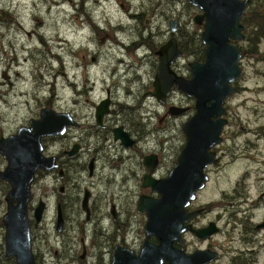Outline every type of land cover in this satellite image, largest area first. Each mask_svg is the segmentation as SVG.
I'll use <instances>...</instances> for the list:
<instances>
[{
	"label": "rangeland",
	"instance_id": "1",
	"mask_svg": "<svg viewBox=\"0 0 264 264\" xmlns=\"http://www.w3.org/2000/svg\"><path fill=\"white\" fill-rule=\"evenodd\" d=\"M181 1L171 0L170 10L161 6L156 14L152 12L154 17L149 11L140 22H134L131 14L144 13V8L150 10L152 3L158 1L0 0V134L4 138L15 134L19 127L27 126L30 119H38L40 108L37 104L52 102L55 110L70 113L82 125L81 129L71 128L66 139L42 142L45 156L58 155L62 145L71 138H92L90 133L96 129L93 103L104 95L105 88L114 84L118 87L113 92L111 109L125 110V114H112L108 121L141 136L139 145L130 150L109 138L106 143L114 145L118 152L116 155L106 152L98 159L97 172L92 178L86 171L78 173L74 170L68 172L64 178L66 182H63L64 179L60 181L56 173L37 174L29 204L32 225V212L37 202L42 200L46 204L43 219L33 228L31 235L38 264L42 258L46 264H69L68 259L60 257V254L63 245L73 237L71 225L80 222L88 225V237H91L94 228H100L95 219L93 223H86L83 214L74 211L71 205L69 207L76 184L80 185L81 192L83 189L91 191L102 203L101 208L95 211L98 220L103 217L102 226L113 225L114 232L117 224L109 218L110 204H114L120 222L117 228L122 229L128 244L135 242L138 245L144 238L146 217L136 212L138 195L150 194L147 189L141 188L142 176L147 171L142 164L143 157L158 153L160 164L154 176H166L185 144L181 126L194 114V99L180 91L175 90L165 105L150 96L155 71H152L151 62L143 59L145 50L157 49L161 44L159 42L166 38L167 19L161 15L162 11L172 12V16L181 19L183 28L201 34L202 27L192 22V18L200 12L185 1L187 6H184ZM18 25L27 32L33 31L31 37ZM144 27L147 30L141 34L145 37L150 31L154 38L138 35L137 29L142 31ZM141 42L144 45H140ZM132 43L133 48L138 47V58L134 55L135 58L130 59L128 55L132 53L127 55L125 52V48ZM235 45L241 52L244 48L247 52L246 42L238 41ZM257 54L255 57L243 52L239 64L243 74L234 84L235 93L225 101L227 125L222 134V144L216 148L218 161L212 165L209 182L198 194L196 203L199 206L209 205L213 210L212 206L221 199L224 206L237 212L238 217H243V212L250 210V201H255L264 187V141L259 137L264 127V42ZM131 60H135L134 64ZM193 60L184 58L178 61L177 68L186 76L189 71L187 63ZM85 66H88V78L94 86L85 78ZM67 80L75 83V87H70ZM91 87L93 92L89 96L83 92H79L78 96L74 91L89 90ZM171 103L189 110L182 116L169 119L166 111ZM129 122L135 128L132 131L124 124L131 125ZM90 142L94 143L93 139ZM121 156L124 159L131 157V160L119 161ZM5 167L6 161L0 156V171ZM60 186L65 188L63 194L59 192ZM8 190V185L0 180L1 220L6 212ZM242 192H247V199L238 195ZM60 199L66 206V221L64 233L59 234L55 225L56 204ZM213 217L211 211L201 222L206 224ZM263 218L264 205L258 212L254 211L253 219L258 221ZM3 237L4 228L1 226L0 264H11L6 261L10 259L4 257Z\"/></svg>",
	"mask_w": 264,
	"mask_h": 264
},
{
	"label": "water",
	"instance_id": "2",
	"mask_svg": "<svg viewBox=\"0 0 264 264\" xmlns=\"http://www.w3.org/2000/svg\"><path fill=\"white\" fill-rule=\"evenodd\" d=\"M187 3L200 12L192 22L202 27L200 41L205 47L204 62L188 64L190 79L177 76L171 66L183 52L178 49L174 38L169 40L156 52L158 66L151 95L164 105L174 90L180 91L194 99V114L181 126L185 144L167 177L155 179L151 176L158 164L155 155L143 159L149 174L144 177L142 188L150 189L158 198L139 197L137 212L146 216L145 240L139 255L116 246L112 264H163L164 260L169 264H198V253L185 256L181 250L174 249L173 244L181 243L182 235L188 231L203 238L211 234L210 228L199 231L189 226L188 223L202 211L187 213L186 208L209 182L205 171L215 163V149L222 144V134L227 125L225 101L235 93L234 84L243 74L239 65L243 55L234 43L245 39L241 19L247 0H187ZM175 25L176 21L170 23L173 32ZM109 106L107 98L95 107L97 126L102 125ZM188 110L171 106L167 115L178 117ZM78 126L69 113L43 108L39 118L29 120L28 126L20 127L7 138H0V156L6 161V167L0 171V180L9 187L5 196L6 212L1 220L4 256L13 259L15 264H36L29 219L31 190L39 171L50 173L59 167L54 156L44 155L42 140L63 136L68 128ZM113 136L114 141H119L125 148L135 144L122 127L114 129ZM76 151L77 147H73L68 156L72 157ZM58 173L63 176L62 170ZM44 210L45 203L39 201L32 212L33 225L42 221ZM261 225L264 226V222ZM62 227L63 219L58 208L56 231L61 232ZM150 237H155L158 244H151L148 241Z\"/></svg>",
	"mask_w": 264,
	"mask_h": 264
},
{
	"label": "flooded vegetation",
	"instance_id": "3",
	"mask_svg": "<svg viewBox=\"0 0 264 264\" xmlns=\"http://www.w3.org/2000/svg\"><path fill=\"white\" fill-rule=\"evenodd\" d=\"M83 1H85V0H83ZM156 1H158V2L152 3V8L150 10H147L144 8L143 9L145 11L144 13L142 12L140 14H131L130 18L134 22H138V21L140 22L141 17L148 15L149 11H151V16L154 17L153 13L156 14V12L158 11V9L161 6H164L165 8H169L168 10H170L171 0H156ZM184 1L187 2V0H182L180 3L183 4L184 6H187L186 4H184ZM262 1L263 0H247L246 9L248 8V6L251 3H260L261 4ZM52 5L55 6V5H57V3H52ZM161 15L165 19H167V29L168 30L166 33V38H164V40L159 42L161 44L159 45V47L157 49L153 50L152 48H148V51L145 50L143 52L144 53L143 59H147V61L149 60L151 62L152 71H155V74H156V70H157V66H158V56L156 55V52L159 50V48H161L163 45H165L169 40L174 38L177 42L178 49L183 52V55L180 58H177L175 60V62L171 66V69L175 72V74L177 76L183 77L184 79H190L191 70H190L188 64L192 63V62H197V61L193 60L192 62L187 63L189 71L186 67V70L188 71V75H186V76L183 74L181 69L177 68L178 61H180L182 59L184 60V58L189 59V57H190V56H187L184 53V51L181 49L180 41H179V38L182 35H186L188 33V29H186L185 27L184 28L182 27L181 19L177 18L176 16H172V12L165 10V12L162 11ZM3 21L5 23H8L7 20H3ZM172 21H176L174 32L171 30V26H170V23ZM147 23H148V20L145 21V24H147ZM18 27L20 29L23 28L20 25H18ZM99 30L100 29H97V31H99ZM146 30H147V27H144L142 31L137 29L138 35L142 38H146V37L154 38L155 35L152 36L150 31L146 32L145 35H147V36H145V37L143 36V34H141V32H145ZM23 31L26 33V35L28 37H31V35L33 34V31L27 32L24 28H23ZM134 43H132L131 45H129L125 48L126 54L132 53V55L127 54L128 56H130V59L135 58V56L136 57L138 56L136 53L138 47L136 46L135 48H133ZM121 45H123V44H121ZM140 45H144V43L141 42ZM56 46H58V45H55V47ZM146 52H147V54H145ZM190 58H192V57H190ZM192 59H194V58H192ZM94 60L95 59H93V61ZM131 61L134 64L135 60H131ZM202 62H204V60L199 62V63H202ZM88 66L84 67L85 78L87 79L88 83H90L94 86V83L91 82L90 79L88 78V76H89V71L87 70ZM155 74H154V77H155ZM154 77H153V81H154ZM135 79H138V78H135ZM104 81H105V79H104ZM68 83H70V85H69L70 87H72V86L75 87V83H71L70 81L67 80V84ZM117 87H118V85L114 84L110 88H105L104 89V95L96 103H93V106H94L93 107V109H94L93 119H94V127L96 129L90 133L92 138L85 137V138L76 139L73 137V138H71V141H68L66 144L62 145V147L60 148L61 149L60 154L54 155V157L56 158V162H57L59 167L56 171L50 172V173H56V175L60 181L63 180L68 175V172L70 170H74L75 172H78V173H80L82 171L83 172L86 171L89 178L94 177L96 175V172H97V161H98V159H100L101 157H104L106 152L113 153L114 155H116L118 152V149H116L114 145L106 143V141L109 138H111L113 142L119 144L120 147L127 149V150H130L136 144H137V146L139 145L140 140H141V136L133 135V134H131V132H128L125 127L112 125V122L108 121V118L112 114L114 116H116V115L121 116V114H125V110L113 111L111 109V107L113 106V92L115 91V89ZM74 91L78 96H80V94H81L79 92L87 93L89 96L92 94L93 88L91 87V88H89V90L84 89V90L78 91V92L76 90H74ZM152 92H153V87H152V91L149 92L151 97H153L151 95ZM174 92H175V90H174ZM174 92L171 93L170 96H172L174 94ZM130 93L132 94L133 92H130ZM127 94L129 95L128 91H127ZM170 96L167 98L168 100L166 99V102L170 101ZM107 98H109V100H110L109 112L103 117L102 125L97 126L96 122H95V118H94L95 107L98 105V103L100 101L107 99ZM46 103H48V105H46V104L42 105L41 103L37 104L40 108L38 111V115H37L38 118H39V112L43 108H50L56 112H63L60 110H55L52 102H46ZM171 106H174V104L171 103L170 106H167L166 115H167L169 107H171ZM176 107H180V105L176 106ZM71 116L74 119V121L77 122V124L79 125L78 127H71V128L81 129L82 128L81 123H79L75 119V116H73V115H71ZM163 117L165 118V115ZM167 117L169 119L171 118V116H169V115H167ZM124 124L131 131L135 129L132 126L131 122H129V124H131V125H128L127 123H124ZM118 127H122L124 132L128 133L130 138L132 140H134L135 144L132 147L125 148L120 144L119 141H114L113 130L118 128ZM71 128H68L66 133L63 136L44 138L42 140V142L45 140L56 141V140L66 139L68 137V133L70 132ZM137 132H138V130H137ZM10 135H12V134H10ZM10 135H8L7 137H9ZM3 137H4L3 134H0V138H3ZM259 137H260V139H262L264 141V127H262V131L259 132ZM90 139H93L94 143H91ZM137 146H135V147H137ZM73 147H77V151L72 157H69L68 153L73 149ZM215 151L217 153L216 149H215ZM149 155H155L157 160H158V164H157L156 168L153 170L151 176L155 179H162V178L167 177V175L169 174V172L171 170L167 173L166 176H164L162 178L154 176V173L158 170L159 164H160L159 154L153 153V154H149ZM149 155H145L143 157V159ZM118 160L123 161V162L129 161V160H131V157L124 159V157L121 156V158H119ZM176 161H177V158H176ZM176 161H175V164H176ZM217 161H218V158H216L215 162H217ZM142 164H143V160H142ZM212 167H213L212 165L209 166L205 171L209 177H210V169ZM59 170H62V172H63L62 177L59 176V173H58ZM40 172H43V171H39L38 173H40ZM133 173H134L133 170H131V175H133ZM147 174H149L148 170L142 176V183H143L144 177ZM63 182H66V179H64ZM142 183H141V188H142ZM64 190H65L64 186L59 187V192L61 194L64 193ZM81 190L82 189H81L80 185L76 184L73 191H72L73 197L70 198L69 207L71 205V208H74V211H77V213L83 214L86 223H91L95 219L97 221V223H95V224H100V228L99 229L94 228L93 231L91 232V237H88V233L90 230L88 225H82L81 222L78 223L77 225H71L70 228L73 230L72 231L73 237L70 239L68 244L63 245V250L60 254V257L67 258L69 261V264H112V259H113V255H114V248L116 246H121L123 248L130 249L134 252V254L136 256L139 255V251L141 250V248L143 246V242L145 240V235H144L145 224L143 226L144 238L142 239L141 243L138 245H136L135 242L132 245L128 244V241L126 239V235L122 234L123 233L122 229L117 228V225H120V222H119V219H118V216L116 213L115 205L110 204V208H109L110 209L109 210V218H110V220H112L114 223L117 224L116 227L114 228L115 230L113 232L112 231L113 225L105 226V227L102 226V224H103L102 218L103 217L101 218V220H98L97 216L95 215V211H98L99 208H101L102 203L100 201H98L96 197H94V195L92 194L91 191H89L87 189H83V191L81 192ZM147 190L150 192V194L147 196H151L153 198H158L157 195L151 193L150 189L147 188ZM200 192L197 193V196ZM141 195H145V194H139L138 195L137 202H136V212H137L138 200H139V197ZM238 195L240 197L246 198L248 194H247V192H245V193L242 192V193H239ZM39 201H42V200H39ZM38 202H37V205H38ZM196 203H197V198L195 201L191 202L190 205L186 208V212L192 213V212L199 211V210H201L202 212L197 217H195L193 220H191L188 224H190L189 226H191L193 229L199 230V231L206 230V229L210 228L211 234L208 237L203 238L202 236H200V237L195 236V234L193 232L188 231L182 235V237H181L182 242L181 243L177 242V243L173 244L174 249L181 250L185 256L192 255L195 252L198 253V264H264V226L261 225L264 222V218L260 219L258 221H254V219H253L254 218V211L258 212L261 209V207L264 205V187H263L262 192L257 197V199L255 201H250V210L247 209V213L244 211L243 217H238L236 211L229 210L228 207L224 206L223 201L221 199L217 200L215 202V204L212 206L213 210L210 208L209 205H200L199 206V205H196ZM230 207H234V205L230 204ZM58 208L60 209V213H61V216L63 219V227H62L61 232H57L56 231V225H55V231L60 234V233H64V227H65V221H66V217L64 214L66 206H65L63 199H60L57 201L56 218H57ZM85 208L87 209V211H85ZM45 210H46V204H45ZM45 210H44V212H45ZM211 211L214 213L213 219L208 221L206 224L202 223L201 222L202 218L207 213H210ZM138 214H140V213H138ZM142 214L145 215V213H142ZM104 219H106V218H104ZM209 224H213V225H209ZM37 226L38 225H31V235H32L33 228H36ZM131 233H133V230L131 231ZM78 235H80V236L78 237ZM118 237H119V240H118ZM31 240H32V236H31ZM148 241L154 245L158 244V241L155 237H150L148 239ZM32 246H33V244H32ZM34 256H35V254H34ZM35 260H36V256H35ZM36 264H38L37 260H36ZM39 264H46V261L44 263V258L41 259ZM163 264H169V262L167 260H164Z\"/></svg>",
	"mask_w": 264,
	"mask_h": 264
},
{
	"label": "trees",
	"instance_id": "4",
	"mask_svg": "<svg viewBox=\"0 0 264 264\" xmlns=\"http://www.w3.org/2000/svg\"><path fill=\"white\" fill-rule=\"evenodd\" d=\"M241 23L245 27L244 42H246L248 46L247 52L245 51L246 48L243 49V52L245 54L250 53L252 56L256 57L260 45L264 42V1H262L261 4L251 3L246 9ZM179 41L181 49L187 56L194 58L197 62L204 60L205 47L201 44L200 35L198 33L188 29V33L182 35ZM1 226L0 223V227ZM6 261L15 264L13 259Z\"/></svg>",
	"mask_w": 264,
	"mask_h": 264
},
{
	"label": "bare ground",
	"instance_id": "5",
	"mask_svg": "<svg viewBox=\"0 0 264 264\" xmlns=\"http://www.w3.org/2000/svg\"><path fill=\"white\" fill-rule=\"evenodd\" d=\"M68 85H70V83H68Z\"/></svg>",
	"mask_w": 264,
	"mask_h": 264
}]
</instances>
